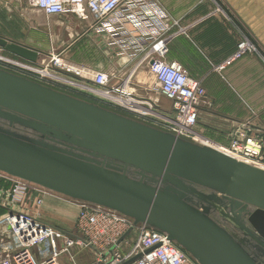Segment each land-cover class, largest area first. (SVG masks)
Masks as SVG:
<instances>
[{"label": "water", "instance_id": "95a60500", "mask_svg": "<svg viewBox=\"0 0 264 264\" xmlns=\"http://www.w3.org/2000/svg\"><path fill=\"white\" fill-rule=\"evenodd\" d=\"M0 48L44 54L3 35ZM0 171L145 222L199 264H260L199 204L230 205L264 241L263 168L2 68Z\"/></svg>", "mask_w": 264, "mask_h": 264}, {"label": "built area", "instance_id": "2783aa9c", "mask_svg": "<svg viewBox=\"0 0 264 264\" xmlns=\"http://www.w3.org/2000/svg\"><path fill=\"white\" fill-rule=\"evenodd\" d=\"M26 1L31 8L40 10L47 17L73 14L80 20L91 18V28L105 31L115 39L129 35L131 42L121 41L120 52L129 53L135 64L117 84L112 85L102 71L77 65V74L69 72L60 66L59 55L53 52L49 54L51 57L47 64H43L0 50V68L50 87L48 81L43 83L44 79L49 78L51 84H67L64 80H71L56 74L61 70L78 77L79 81L71 80L80 86L76 88L92 95L100 106L144 123H147L144 117H153L161 123L158 122L159 127L155 123V126L147 124L200 145L213 141L197 129L202 109L210 107L202 80L191 77L179 63L168 62L164 58L167 45L175 34L171 29L177 22L168 23L156 1ZM255 51L254 43L241 34L236 50L225 64ZM64 63L67 66L73 64L66 60ZM225 64L217 66V69H223ZM141 67H146L153 75L152 93L169 100V111L161 109L157 100L136 96L129 89L133 74ZM224 148L264 169V163L258 161L263 148L260 138L242 133L232 138L229 146ZM1 180L12 184L7 190L0 189L1 194L6 193L5 203H1L6 212L0 215V264H122L134 257L127 264H186L193 260L182 247L169 239L166 232L88 201L73 199L78 204L76 231L56 228L21 209L28 195L27 198H32L35 205H40L43 196L48 195L42 192L35 197L37 190L27 186L28 183L38 184L3 171H0ZM132 234L133 240L129 239ZM79 255L85 256V263L78 259Z\"/></svg>", "mask_w": 264, "mask_h": 264}, {"label": "crops", "instance_id": "0c3cea01", "mask_svg": "<svg viewBox=\"0 0 264 264\" xmlns=\"http://www.w3.org/2000/svg\"><path fill=\"white\" fill-rule=\"evenodd\" d=\"M1 1L13 3V0ZM154 1L164 11L168 23L177 22L171 29L175 34L167 45L165 60L179 63L191 77L203 82L210 107L202 109L197 129L218 140V143L211 141L208 146L226 152L220 144L228 145L232 138L242 133L250 134L262 141L258 161L264 163V0ZM1 4L0 18L7 15ZM53 17L69 23L72 28L71 42L62 49L73 64L104 72L110 85L117 84L135 64L129 53L120 52L121 41L131 42L129 35L119 41L105 31L91 28V18L80 20L73 14ZM241 34L254 43L256 51L225 64L236 50ZM0 35L44 52L38 56V63L44 62L43 58L51 52L1 30ZM222 64L224 68L217 69ZM144 75L148 82L144 81ZM153 84V75L146 67H141L133 74L129 89L136 96L157 100L161 109L169 111V100L154 95ZM8 187V183L0 181V189ZM26 201L21 208L23 211L56 228L76 231L77 209L61 205L62 198L44 195L38 208L32 199ZM0 209L5 210V207L0 204ZM133 237L132 234L129 239ZM84 257L79 255L78 259L85 263ZM186 264L199 263L193 259Z\"/></svg>", "mask_w": 264, "mask_h": 264}, {"label": "rangeland", "instance_id": "374dc122", "mask_svg": "<svg viewBox=\"0 0 264 264\" xmlns=\"http://www.w3.org/2000/svg\"><path fill=\"white\" fill-rule=\"evenodd\" d=\"M0 3H2L1 7H4V9H6L7 12L6 16L0 18L1 31L20 39L23 42H28L30 44H33L44 51L51 50L50 54L53 52L55 55H59V58L61 60L64 59L67 61H71L69 54L64 52V50L62 49V46L71 42L72 37H70L69 35L73 34V32H72V28L70 29L69 23L60 22V20L56 19L55 17L45 16L40 10L31 8L26 0H13L12 4L11 3L7 4L6 1L0 0ZM50 57H51L50 55L45 56L43 58L44 62L42 63L47 64ZM56 74L64 78H70L71 80L74 81L76 80L75 76L65 74L61 70L60 71L57 70ZM143 77H144V81L148 82L147 75H144ZM47 81L50 83L49 85H51V87H54L57 90L70 93L78 98L97 104V100L94 97L74 87V82L70 81L69 79L64 80L67 82V84H62L60 82H58V84L57 83L51 84V80L49 78L44 79L43 83L47 84ZM144 118L147 119V121L145 122L151 125H154L153 123H155L157 127H159L158 124L160 122L157 119L153 117H144ZM201 132L209 139L218 143V140H216V138L214 139V137L210 136L209 134H206L203 131ZM220 145H222L223 148L229 146V144L228 145L220 144ZM1 181L8 183L9 187L12 184L11 181H4V180ZM27 186L37 190V191L34 190L36 192L34 193L35 197L40 195V193L42 194V192L53 194L54 196L62 198L64 200V202L62 201L63 203L59 201L61 205L63 204L64 206H68L69 208H75L78 210L77 201L73 200L72 198L66 197L52 190L43 188L39 185L28 183ZM27 197L26 200L32 199ZM5 199H6V193L5 192H3L2 194L0 193V204L5 203ZM26 200L24 201L23 205L27 203ZM199 206L200 208L208 211V214L211 215L213 218H215L218 221V223H220L240 243H242V245H244L246 249H248V251H251L253 254H255V258L258 259L257 261L260 264H264V256L262 255V253L264 252L263 251L264 245L262 244V242L264 241H262L263 239L258 234V232L251 226V224L248 222L246 217L240 216L237 213H233L230 205L227 204L223 206L222 204H219L217 201H213L210 205L200 203ZM38 207L39 205H35V208ZM3 212H6V209L5 210L0 209V213ZM257 251L258 253H256Z\"/></svg>", "mask_w": 264, "mask_h": 264}, {"label": "bare ground", "instance_id": "6f19581e", "mask_svg": "<svg viewBox=\"0 0 264 264\" xmlns=\"http://www.w3.org/2000/svg\"><path fill=\"white\" fill-rule=\"evenodd\" d=\"M42 59V58H41ZM64 59L63 60H61L60 59V66L62 67V68H64V69H66V70H68L69 72H72V73H78V67H77V65L76 64H71V65H69V66H67V65H65L66 63H64ZM67 61V60H66ZM76 73V74H77ZM52 75H53V73H51ZM71 81V80H70ZM71 85V84H70ZM74 87H80L79 85H78V83H76V82H74ZM211 143V141H208L207 143H206V145L205 146H208L209 144ZM209 147V146H208ZM225 149V151L227 152H222V151H220V152H222V153H224V154H227V155H229V156H231L232 158H235L236 160H238V161H241V162H245V163H247V164H252V165H254L253 163H251V162H248V161H246V160H244V159H242V158H240V157H238V156H236V155H233L231 152H229L226 148H224ZM216 150V149H215ZM217 151H219V150H217Z\"/></svg>", "mask_w": 264, "mask_h": 264}, {"label": "flooded vegetation", "instance_id": "af4514ba", "mask_svg": "<svg viewBox=\"0 0 264 264\" xmlns=\"http://www.w3.org/2000/svg\"><path fill=\"white\" fill-rule=\"evenodd\" d=\"M132 171V170H131ZM130 171V175H133V176H136V175H134V173H132ZM211 216V215H210ZM212 217V216H211ZM213 218V217H212ZM215 219V218H214ZM216 220V219H215ZM217 221V220H216ZM218 222V221H217ZM258 250V249H257ZM254 257H255V254H253L251 251H249ZM256 253H258V251L256 252ZM263 254V253H262ZM256 259V258H255ZM256 260H258V259H256Z\"/></svg>", "mask_w": 264, "mask_h": 264}, {"label": "trees", "instance_id": "16d2710c", "mask_svg": "<svg viewBox=\"0 0 264 264\" xmlns=\"http://www.w3.org/2000/svg\"><path fill=\"white\" fill-rule=\"evenodd\" d=\"M67 93V92H66ZM68 94H70V93H68ZM72 95V94H71ZM74 96V95H73ZM87 101V100H86ZM90 102V101H89Z\"/></svg>", "mask_w": 264, "mask_h": 264}]
</instances>
